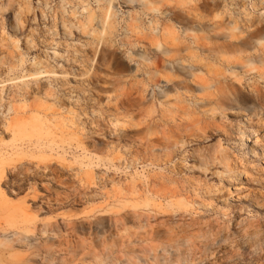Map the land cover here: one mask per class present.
Returning a JSON list of instances; mask_svg holds the SVG:
<instances>
[{"label": "rangeland", "instance_id": "rangeland-1", "mask_svg": "<svg viewBox=\"0 0 264 264\" xmlns=\"http://www.w3.org/2000/svg\"><path fill=\"white\" fill-rule=\"evenodd\" d=\"M9 1L0 264H264V0Z\"/></svg>", "mask_w": 264, "mask_h": 264}, {"label": "bare ground", "instance_id": "bare-ground-1", "mask_svg": "<svg viewBox=\"0 0 264 264\" xmlns=\"http://www.w3.org/2000/svg\"><path fill=\"white\" fill-rule=\"evenodd\" d=\"M28 4H26L27 6V11L31 10V2L32 0H27L26 1ZM25 2V3H26ZM24 7V6H23ZM22 5H19L18 9L15 8V4L9 0H0V17H2L3 13L5 12H9V11H13V27L15 30H21L24 29V27L26 26V18L25 20L22 19V14H24L25 9H23ZM66 24H64L65 26ZM70 35L73 36L71 30H70ZM32 42L30 39H28V43ZM55 56H63V53L57 51V50H53L52 51ZM11 109V107H10ZM264 139V134L262 136H260L257 132H255L254 137H253V143L254 146H259L262 144V140ZM226 148L224 146H221V151H222V157L223 160L226 159V153H225ZM206 162V161H205ZM205 167H207V163H204ZM225 169L227 172H231L232 169L229 168V165L226 163L225 164Z\"/></svg>", "mask_w": 264, "mask_h": 264}]
</instances>
